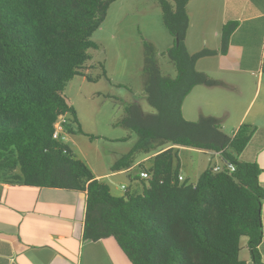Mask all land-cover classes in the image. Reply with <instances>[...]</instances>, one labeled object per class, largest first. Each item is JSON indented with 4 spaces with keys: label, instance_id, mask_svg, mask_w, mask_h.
Listing matches in <instances>:
<instances>
[{
    "label": "trees",
    "instance_id": "16d2710c",
    "mask_svg": "<svg viewBox=\"0 0 264 264\" xmlns=\"http://www.w3.org/2000/svg\"><path fill=\"white\" fill-rule=\"evenodd\" d=\"M114 1L0 0V184L85 192L83 239H114L130 264H245L244 238L251 261L261 264L260 169L239 160L249 141L247 127L241 125L232 138L215 117L190 122L182 115L194 87L216 84L196 70L213 52L190 54L184 45L190 0H158L174 39L167 55L176 75L161 76L154 49L144 44V96L154 113L144 114L133 103L118 122L136 141L111 171L145 158L136 166L139 176L129 181L142 190L122 186L123 195H113L68 143L52 139L59 115L66 116L68 135L74 125L82 133L63 92L83 76L88 50L97 48L91 37ZM234 28L229 23L222 29L223 51ZM179 148L220 152L235 171L213 172L211 166L191 181L180 175Z\"/></svg>",
    "mask_w": 264,
    "mask_h": 264
},
{
    "label": "crops",
    "instance_id": "0c3cea01",
    "mask_svg": "<svg viewBox=\"0 0 264 264\" xmlns=\"http://www.w3.org/2000/svg\"><path fill=\"white\" fill-rule=\"evenodd\" d=\"M193 1L197 5L190 15L189 3L186 8L190 17L189 28L191 22L197 27L198 36H201L205 47L194 46L193 49L187 43L186 49L190 54L202 50L213 52L200 59L197 68L201 67L200 72L216 84L199 85L191 90L182 104L183 118L186 120L187 99L195 93L196 98L208 100L195 108L197 116H212L221 124L227 123L229 131L221 129L227 136L233 138L239 127L245 125L249 141L239 160L258 165V181L264 189V0ZM198 12L200 15L195 21ZM217 13L218 26L212 27L210 24ZM229 23H234L235 28L223 51L221 31ZM188 31L185 39L191 35ZM194 43L198 41L194 40ZM253 86V93L249 96ZM233 118L234 122L230 123ZM68 145L70 149L74 145L70 138ZM179 150L189 157L186 160L184 157V161L180 159V175L191 181H196L205 169L222 159L221 155L218 157L207 151ZM144 160L138 157L133 166L118 172H112L109 167L108 171L96 173L88 166L96 179L103 182L108 180V186L121 190L125 186L126 189L129 187L134 192H140L143 186H139L136 180L130 184L133 189L125 182L118 187L115 180L135 179L140 173L136 166ZM85 207V192L0 184V264H130L114 239L97 242L83 239ZM260 215L261 241L258 251L261 264H264V199ZM246 243L247 240L242 239L240 259L245 264H253Z\"/></svg>",
    "mask_w": 264,
    "mask_h": 264
},
{
    "label": "rangeland",
    "instance_id": "374dc122",
    "mask_svg": "<svg viewBox=\"0 0 264 264\" xmlns=\"http://www.w3.org/2000/svg\"><path fill=\"white\" fill-rule=\"evenodd\" d=\"M193 2L192 0L188 5L189 15L197 5ZM219 6L221 7V3ZM199 15L200 12L195 14V21ZM218 21L219 13L216 17L213 16L210 25L218 26ZM188 30L191 35L189 39H185V48L187 43L193 49L194 46L205 47L201 36H198L197 27L192 25V22ZM194 40L198 43H194ZM91 41L96 43L97 48L88 50L90 59L80 70L83 76H75L69 81L63 95L74 108L82 130L80 133L76 125L73 126L74 134L69 135L74 143L71 150L77 158L90 165L96 173H100L108 171L136 141L134 133L118 124L125 108L136 103L144 114L154 113L144 96V44L154 49L161 76L173 78L176 69L167 52L173 47L174 39L163 23L158 0H115L110 4L105 20L92 35ZM200 68H197L196 64V70L200 72ZM251 89L249 96L252 95L254 86ZM195 96L193 93L188 97V107L184 112L186 120L190 122H196L200 118L195 108L203 101L208 102L207 99L200 100ZM234 120L235 118L231 119L230 123ZM220 125L222 131H229L227 123ZM179 157L182 161L184 157L185 160L189 158L184 152H180ZM115 181L118 187L123 182L131 186L129 181L124 179ZM104 182L108 185V180ZM110 188L113 195H123L120 188ZM131 192L135 193L134 190Z\"/></svg>",
    "mask_w": 264,
    "mask_h": 264
},
{
    "label": "built area",
    "instance_id": "2783aa9c",
    "mask_svg": "<svg viewBox=\"0 0 264 264\" xmlns=\"http://www.w3.org/2000/svg\"><path fill=\"white\" fill-rule=\"evenodd\" d=\"M66 124H67L66 116L65 115H59L57 120L53 124V132H52V139L53 140L60 142V143H68L69 135L65 129ZM213 154L218 156V157H219V155H221L220 152L213 153ZM221 158H222V156H221ZM223 169H226L231 173L235 171V167L231 163L225 161L223 158L222 159L219 158V162L212 165V170H213V172H221ZM144 176H146V175H144ZM179 180H182V176H179ZM122 189H124V187H122Z\"/></svg>",
    "mask_w": 264,
    "mask_h": 264
},
{
    "label": "water",
    "instance_id": "95a60500",
    "mask_svg": "<svg viewBox=\"0 0 264 264\" xmlns=\"http://www.w3.org/2000/svg\"><path fill=\"white\" fill-rule=\"evenodd\" d=\"M178 42H179V40H178V39H176V44H178Z\"/></svg>",
    "mask_w": 264,
    "mask_h": 264
},
{
    "label": "clouds",
    "instance_id": "9594fccd",
    "mask_svg": "<svg viewBox=\"0 0 264 264\" xmlns=\"http://www.w3.org/2000/svg\"><path fill=\"white\" fill-rule=\"evenodd\" d=\"M215 153H217V152H215Z\"/></svg>",
    "mask_w": 264,
    "mask_h": 264
}]
</instances>
